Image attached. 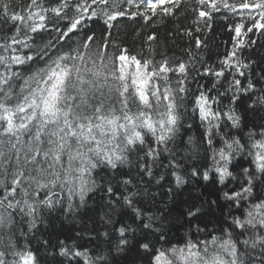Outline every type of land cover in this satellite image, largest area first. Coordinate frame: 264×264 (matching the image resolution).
<instances>
[{
  "label": "snow or ice",
  "instance_id": "6c2138e0",
  "mask_svg": "<svg viewBox=\"0 0 264 264\" xmlns=\"http://www.w3.org/2000/svg\"><path fill=\"white\" fill-rule=\"evenodd\" d=\"M218 18L229 39L212 63L197 33ZM166 19L184 55L155 32H137L139 48L121 37L126 21ZM261 40L264 0H0V264H117L137 238L148 264H264V118L247 120L264 113ZM189 171L217 195L182 213V237L150 185L180 188ZM98 190L107 228L33 246L46 214L78 213Z\"/></svg>",
  "mask_w": 264,
  "mask_h": 264
},
{
  "label": "trees",
  "instance_id": "16d2710c",
  "mask_svg": "<svg viewBox=\"0 0 264 264\" xmlns=\"http://www.w3.org/2000/svg\"><path fill=\"white\" fill-rule=\"evenodd\" d=\"M142 21L135 23L132 21H126L125 27L120 29L121 37L125 39L126 44L131 48H139L143 42L141 37L155 32L158 34V44L161 49L164 48L165 42H167V53L172 55L178 53L184 55L182 49H186L188 41L186 37L177 36L175 39L168 35L173 31L176 25L167 19L164 22H157L151 28H141ZM227 21L222 18H218L209 32L205 29L201 33H197L198 36L206 41V47L201 50V54L209 62L214 63L217 55H222L225 50V42L229 39V34L226 27ZM140 32L141 37H137L136 33ZM194 49V42H193ZM195 51V49H194ZM252 55L260 62L264 60V40H261L259 45L253 50ZM264 67V64H261ZM246 106V105H245ZM264 118V113H258L255 116L249 115L247 120L249 124L259 123ZM200 128L198 124H193L191 129H184L185 135H192L194 137L200 136ZM151 142V137L148 138ZM245 162L240 161V165L243 166ZM190 168V166H189ZM238 170V169H235ZM126 171V170H125ZM104 175L103 172L100 173ZM120 173H117L119 175ZM111 174L109 173V176ZM113 187L117 192L121 191V188L116 182L113 183ZM154 190L159 191L160 195L156 198L157 204L155 207L166 212L165 220L170 225V234L180 235L186 237L187 233L181 226L182 213L194 203H205V207H208L211 200L217 195V185L214 180L204 182L202 179L192 178L190 171L186 174V182L180 188L175 187L174 178L170 175L167 176L164 182L160 186L150 185ZM168 187L173 188L171 196L168 195L166 189ZM104 192L96 191L90 194L88 199V207L81 209L78 213L65 216L63 209H58L53 213L46 214L45 220L38 226L36 238L33 240V246L38 247L41 238L47 239L50 242V246H54L59 239L69 238L78 239L81 243L87 244V241L83 237L93 232H100L102 228H107V225H102L98 218V212L94 209L99 208L104 203ZM225 211V206L222 202H219L218 207L209 209L205 216L202 218V223H215V220H219L222 213ZM170 214V215H169ZM126 217L122 216L121 219ZM115 223V218H114ZM80 233V237L76 234ZM31 239V237H30ZM147 239H150L147 238ZM144 242L143 239L137 238L135 241L130 239L129 251L118 259L117 264H148L147 255L139 251V244ZM95 243V241H93ZM41 256L45 257L44 250L41 248ZM51 260V257H48Z\"/></svg>",
  "mask_w": 264,
  "mask_h": 264
}]
</instances>
